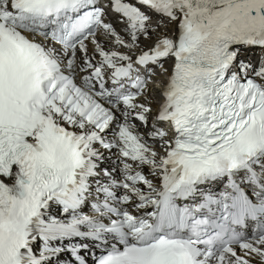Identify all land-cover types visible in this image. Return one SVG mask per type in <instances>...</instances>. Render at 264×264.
Returning a JSON list of instances; mask_svg holds the SVG:
<instances>
[{
	"label": "snow or ice",
	"instance_id": "obj_1",
	"mask_svg": "<svg viewBox=\"0 0 264 264\" xmlns=\"http://www.w3.org/2000/svg\"><path fill=\"white\" fill-rule=\"evenodd\" d=\"M0 264H264V0H0Z\"/></svg>",
	"mask_w": 264,
	"mask_h": 264
},
{
	"label": "bare ground",
	"instance_id": "obj_2",
	"mask_svg": "<svg viewBox=\"0 0 264 264\" xmlns=\"http://www.w3.org/2000/svg\"><path fill=\"white\" fill-rule=\"evenodd\" d=\"M170 34V33H169ZM147 41L148 40H144L143 38H141V46H142V44L144 45V46H142V47H145L146 46V44H147ZM259 51V50H258ZM258 51L256 52L257 54H258ZM118 170V169H117Z\"/></svg>",
	"mask_w": 264,
	"mask_h": 264
},
{
	"label": "rangeland",
	"instance_id": "obj_3",
	"mask_svg": "<svg viewBox=\"0 0 264 264\" xmlns=\"http://www.w3.org/2000/svg\"><path fill=\"white\" fill-rule=\"evenodd\" d=\"M153 21V20H152ZM167 28H169V26L167 27ZM158 32H161V33H166L167 32V30H165V29H162L161 31H156V32H151V34H155V33H158ZM142 46H144L143 44H142Z\"/></svg>",
	"mask_w": 264,
	"mask_h": 264
}]
</instances>
